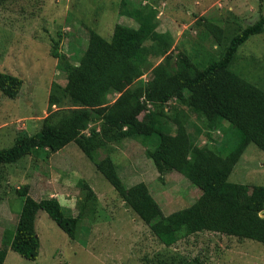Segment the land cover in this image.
Returning a JSON list of instances; mask_svg holds the SVG:
<instances>
[{
  "label": "rangeland",
  "instance_id": "rangeland-1",
  "mask_svg": "<svg viewBox=\"0 0 264 264\" xmlns=\"http://www.w3.org/2000/svg\"><path fill=\"white\" fill-rule=\"evenodd\" d=\"M134 8L153 10L158 31L170 33L174 43L168 53L156 43L145 44V75L124 93L128 95L145 85L152 69L166 58H170L172 70L179 67L177 57L182 53L202 61L219 58L235 35L264 15V0H0V73L24 82L16 99L0 91V149L11 148L22 133H38L46 117L60 107L68 108V103L56 106L49 101L53 84L67 85L64 65L52 55L55 42L60 52L78 65L89 45V30L110 39L117 25L138 27L130 18ZM202 18L212 19L224 29L222 47L215 46L214 38L206 33ZM237 55L231 69L264 90V34L251 37ZM124 94L108 96V104ZM162 110L170 118H182L198 146L219 150L225 144L227 148L221 152L225 157L237 143L238 131L227 122L212 129L204 117L176 100ZM162 124L167 132L176 133L172 121L165 119ZM100 125L94 123L90 130ZM156 142L128 138L99 150L97 157L111 155L126 186L147 184L166 216L183 210H193L200 218L208 216V207L212 206L208 203L216 201L184 176L173 172L163 181L159 179L147 156ZM1 172L0 246L5 230L15 231L17 227L24 205L17 195L20 187L29 185L36 200L58 199L70 217L79 216L87 194L80 181H87L96 195L87 203L76 240L40 211L36 223L41 241L39 258L29 261L10 250L5 264H264V244L205 229L165 247L76 144L50 157L45 151L27 156L3 166ZM230 182L264 186V152L255 144L246 150ZM207 224L201 219L203 227Z\"/></svg>",
  "mask_w": 264,
  "mask_h": 264
},
{
  "label": "trees",
  "instance_id": "trees-1",
  "mask_svg": "<svg viewBox=\"0 0 264 264\" xmlns=\"http://www.w3.org/2000/svg\"><path fill=\"white\" fill-rule=\"evenodd\" d=\"M130 18L138 27L117 25L110 39L90 29L89 45L78 65L72 64L55 42L52 55L64 65L67 85L53 84L49 101L56 106L64 103L69 106L60 107L46 117L38 133H22L11 148L0 149V182L3 166L42 151L50 157L76 144L165 247H172L203 229L264 244V186L230 182L250 144L264 152V90L232 70L240 47L251 37L264 34V15L235 35L219 58L202 61L198 56L182 53L177 57L179 67L175 70L170 69V58H166L152 69L145 85L128 95L124 93L145 75L148 64L145 44L156 43L161 51L168 53L174 43L170 33L158 31L153 10L134 8ZM201 20L206 33L214 38L215 46L222 47L224 29L212 19ZM23 84L19 77L0 73V91L10 99L18 98ZM114 93L124 95L114 104H108V96ZM172 100L200 114L212 129L221 122L229 123L238 131L235 147L224 157L221 152L226 150L225 144L219 150L198 146L182 118H170L163 112L162 108ZM165 119L176 126L175 134L164 129ZM98 122L100 127L90 130V125ZM128 138L156 139L147 156L155 165L159 179L163 181L173 172L184 176L216 201L208 203L212 205L208 207V216L200 218L193 210L166 216L147 184L126 186L111 155L98 159L99 150ZM80 186L87 194L76 217L68 216L56 198L34 199L29 185L17 189L24 205L15 231L4 232L0 264L6 263L10 250L26 260L37 261L41 250L36 229L40 211L46 212L61 230L76 240L87 203L96 197L87 181H80ZM201 219L208 224L203 227Z\"/></svg>",
  "mask_w": 264,
  "mask_h": 264
}]
</instances>
